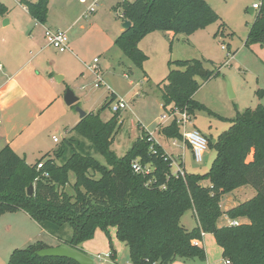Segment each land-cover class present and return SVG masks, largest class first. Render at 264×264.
I'll use <instances>...</instances> for the list:
<instances>
[{"label": "trees", "instance_id": "1", "mask_svg": "<svg viewBox=\"0 0 264 264\" xmlns=\"http://www.w3.org/2000/svg\"><path fill=\"white\" fill-rule=\"evenodd\" d=\"M22 3L39 23H46L49 0ZM120 7L118 17L132 25L118 36L116 44L140 68L148 56L139 43L149 33L191 34L220 19L205 0H123ZM257 11L246 45H264V0ZM8 12V6L0 2V20ZM219 70L201 75L204 70L199 60L169 61V73L161 87L164 109L175 106L192 115L195 109H205L194 98L201 87L197 76L208 80ZM114 97L112 94L101 110L110 106ZM119 116L120 111L103 121L99 112L88 113L68 131L53 156L46 154L35 165L11 146L2 148L0 215L25 211L60 244L84 254L82 244L101 229L109 238L112 259L117 252L109 229L116 228V237L129 248L133 264H171L177 258L205 260V249L193 243L203 239L202 233L214 234L224 258L232 264H264V105L239 112L228 130L215 140L208 139L216 157L206 173L185 172L184 176L174 173L172 158L145 130L125 156L117 157L111 144ZM161 129L168 138L183 139L176 122ZM136 159L143 166L150 165V172H135L132 162ZM40 163L42 167L37 169ZM43 172L49 176L44 177ZM97 172L101 177L95 176ZM71 173L75 175L74 192L69 193L65 188ZM32 184L34 194L30 196L27 190ZM245 185L252 186L256 195L223 211L222 196ZM187 211L197 220L191 230L181 223ZM223 215L231 220L246 217L249 222L219 227ZM48 247L38 240L17 248L8 264H79L65 257L38 255Z\"/></svg>", "mask_w": 264, "mask_h": 264}, {"label": "rangeland", "instance_id": "2", "mask_svg": "<svg viewBox=\"0 0 264 264\" xmlns=\"http://www.w3.org/2000/svg\"><path fill=\"white\" fill-rule=\"evenodd\" d=\"M74 1L77 3V0ZM122 1L99 0L95 11L88 13V17L82 20L86 27L94 24L93 28L86 33L81 44L86 49L87 54L84 55L86 64L83 65L81 71H66L67 78L62 83L64 85L71 81V84L66 86V90L72 89L75 94L81 95V98L77 104L71 106L67 105L64 100L66 111L63 113L61 110H57L52 126L42 134L43 143L48 144V151L56 149L59 145L53 140V137L62 140L69 135L68 129L78 122V120L74 122L72 118V116L80 118L78 107L86 111L87 114L99 112L103 121H108L113 117L116 113L112 109L114 103L101 110L102 106L111 100L113 92L117 94L115 103L123 98L127 104L120 110L119 124L111 144L113 153L117 157L125 156L135 142L143 136L145 129L152 133L158 144L160 143L166 150L172 151L171 141L162 135L161 129L171 123V121L163 123L161 118L166 114V109L162 106L161 87L169 73V61L171 60H199L205 71L220 69L219 74L212 75L208 80H204L201 75L197 76L201 87L194 98L207 109H195L192 124L203 135L206 133L210 137L211 134L217 135V139L222 132L229 129L231 119L235 118L239 112L242 113L248 108L255 109L258 104L264 105V45L258 43L246 45L248 33L258 13L256 10L252 11V8L255 3H260L261 0H205L220 15V19L191 34L184 32L175 34L172 31L149 33L139 43V47L148 56L142 68L137 67L116 44L120 34H117L115 24L118 22L122 26L121 20L123 19L118 17L122 13L120 7ZM0 2L7 3L10 6V8L8 7L9 11L17 5L15 0H0ZM51 48L55 52L58 51L54 47ZM58 52L60 53V51ZM94 58L98 59L96 64L106 83L99 87L95 86L97 75L91 66ZM130 68H132V72ZM125 73L129 76L126 77ZM55 80L58 82L56 76ZM230 86L234 97L230 94ZM208 110L213 113H209ZM46 153L47 151L32 154L29 152V164L35 165ZM215 155V149L208 146L203 162L197 163L193 153L188 152L187 161L194 168L189 171H197L194 173L199 174L206 173L213 163L207 157ZM97 158L106 164L101 155H97ZM95 176L99 178L101 173L97 172ZM74 181L75 175L71 173L70 183L65 188L67 192H74ZM240 192L233 193L232 191V193L224 194L223 200L220 202L222 209H227L229 206L227 197L235 198V204H231L229 207L249 199L241 197ZM9 216H12V220L25 216L21 222L33 232L31 243L41 240L49 247L59 243L35 221L29 219L23 211L22 213L18 211L5 212L0 215V222ZM181 222L187 227L193 226L195 220L192 213L187 211ZM98 230L105 234L101 229H97L96 233ZM68 232L70 233V230ZM106 238L109 242L107 235ZM98 240L101 242V238ZM28 245L25 244L19 249L26 248ZM99 250L100 256L97 254L90 256L94 259L95 264H115L113 259L105 256L101 246ZM105 258L109 261H105ZM118 259L119 264H133L128 247L124 251L120 250ZM226 259H223V264H226Z\"/></svg>", "mask_w": 264, "mask_h": 264}, {"label": "crops", "instance_id": "3", "mask_svg": "<svg viewBox=\"0 0 264 264\" xmlns=\"http://www.w3.org/2000/svg\"><path fill=\"white\" fill-rule=\"evenodd\" d=\"M15 1L17 5L0 20V150L9 145L28 162L29 152L32 154L47 151L46 154L53 156L55 149L48 151V144L43 143L42 134L52 126L56 119L57 110H61L63 113L66 111L64 94L66 86L71 84V81L62 84L67 78L66 71H81L83 65L86 64L84 63V55L87 53L81 44L86 33L93 28L94 24L86 27L82 20L88 17V8L97 4L99 0H77V3L74 0H49L48 19L45 24L39 23L32 17L22 0ZM28 1L37 2L38 0ZM7 6L10 8L8 4ZM5 19H8L9 22L3 23ZM121 22L122 26L118 22L115 24L117 34H121L125 30L123 27L124 20ZM47 28L66 31L70 38L69 49L60 53L52 50V46L48 45L45 38ZM130 70L132 72V68ZM55 76H62L63 78L57 82ZM125 76L128 77L129 75L125 73ZM76 95L78 94L76 93ZM72 118L74 122L81 120L78 116H72ZM75 125L70 127L68 131ZM145 131L147 130L145 129ZM147 132L152 134L150 131ZM162 135L166 137L163 133ZM205 136L207 139L210 138L207 133ZM216 136L211 134V138L216 139ZM169 139L172 151L166 150L160 143L159 145L172 158V170L176 172L177 169L182 168L184 172H197L189 171L193 168L187 161L188 152L192 154L191 146L184 139ZM60 142L61 139L58 143ZM215 156L207 157V159H211L213 162ZM235 191H241L240 196L249 199L257 193L252 186L248 187V185ZM223 197L224 195L221 200ZM234 201L235 198L227 197L229 206L235 204ZM229 206L223 211L232 208ZM18 212L22 213V211ZM190 212L195 224L190 227L183 224L189 230L197 226V220L193 212ZM23 213L32 219L28 213L25 211ZM24 217L21 216L12 220V216H9L0 222V264H8L15 249L25 244H31L33 232L25 224H22L21 219ZM230 220L229 217L223 215L218 221V226L229 225ZM237 220L240 223L249 222L246 217H240ZM109 230L117 252V257L113 260L115 264H119L120 250L124 251L127 245L117 239L116 228ZM100 238L101 242L98 240ZM106 239V235L98 230L95 238L85 241L82 247L89 256L91 254L99 255L100 246L106 254L110 252L109 242ZM58 245H60V241L56 246ZM199 246L205 249V260L177 258L171 264H223V248L217 243L213 233H204ZM109 259L112 258L109 257ZM104 260L107 261L108 259L105 258Z\"/></svg>", "mask_w": 264, "mask_h": 264}, {"label": "built area", "instance_id": "4", "mask_svg": "<svg viewBox=\"0 0 264 264\" xmlns=\"http://www.w3.org/2000/svg\"><path fill=\"white\" fill-rule=\"evenodd\" d=\"M95 6L96 4L91 5L88 9V13H92L95 11ZM254 11L260 9V3H255L253 5ZM45 38L48 43V45L54 47L60 52H64L69 49V42L70 38L69 35L66 31L63 30H52L47 28L45 31ZM98 62V59L96 58L94 60V63L91 65L92 70L94 73L97 75V83L95 84L96 87H99L101 85L106 84L103 80V78L100 75V69L98 65L96 64ZM114 94V99L111 102L114 105L112 106V109L115 112H119L122 108H125L127 106L125 100L123 98H120L116 103L115 101L117 100V94L113 92ZM162 122L166 123L167 121L176 122L178 127L180 128V131L183 135V139L186 143H188L191 148H192V153L194 156V159L197 163L203 162L204 159V154L208 149V139L205 135H203L197 128L193 127L194 125L192 124L193 121V115L189 113L187 110H180L175 106H170L166 109V114L163 115L162 117ZM170 123V124H171ZM151 138L150 140H154V137L152 134H150ZM60 139L58 137H54V141L58 142ZM156 142V141H155ZM42 167V163L38 164L37 169H40ZM132 168L135 172L137 173H149L151 170L150 165L143 166L139 159H136L132 162ZM175 174H181L182 176L185 175V172L183 171L182 168H179L174 172ZM44 177H48L49 174L47 172H43ZM240 222L238 220H230L229 225L236 226L239 225ZM204 233H202V236ZM201 240H194V244L199 245V242ZM100 256V255H99ZM106 257H111L110 252L105 254ZM226 264H232L230 259L225 260ZM159 264V262L155 263Z\"/></svg>", "mask_w": 264, "mask_h": 264}, {"label": "water", "instance_id": "5", "mask_svg": "<svg viewBox=\"0 0 264 264\" xmlns=\"http://www.w3.org/2000/svg\"><path fill=\"white\" fill-rule=\"evenodd\" d=\"M254 9L252 8V11ZM9 20L5 19L3 23H8ZM132 25L130 20H125L123 23L124 29L130 28ZM207 71H202L201 75H206ZM63 78L62 76H57V80H61ZM230 94L232 97H234V93L232 92L231 86H230ZM64 100L67 105H75L79 101V97L75 94V92L68 88L64 94ZM77 111L80 114V118L83 119L86 115L87 112L84 111L82 108L78 107ZM28 195H33L34 194V185H30L28 190H27ZM38 255L41 257H65L69 258L72 260H75L79 264H95L94 259L88 256L87 254H84L66 244H60L58 246H50L48 248L42 249L38 251Z\"/></svg>", "mask_w": 264, "mask_h": 264}]
</instances>
